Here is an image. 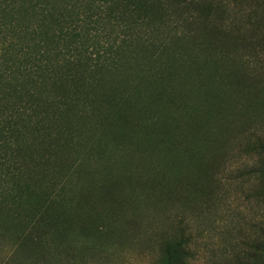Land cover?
Here are the masks:
<instances>
[{
    "label": "trees",
    "instance_id": "16d2710c",
    "mask_svg": "<svg viewBox=\"0 0 264 264\" xmlns=\"http://www.w3.org/2000/svg\"><path fill=\"white\" fill-rule=\"evenodd\" d=\"M261 52L264 8L241 20L215 0H0V264H81L92 227L66 209L86 156L92 177L111 156L171 160L205 203L238 163L264 208ZM189 244L176 226L154 264H190ZM236 264H264V227Z\"/></svg>",
    "mask_w": 264,
    "mask_h": 264
},
{
    "label": "rangeland",
    "instance_id": "374dc122",
    "mask_svg": "<svg viewBox=\"0 0 264 264\" xmlns=\"http://www.w3.org/2000/svg\"><path fill=\"white\" fill-rule=\"evenodd\" d=\"M215 3L241 20L264 8L254 0ZM110 158L111 167L92 177V159L86 156L88 166L80 170L79 182L73 181L67 188L79 203L67 206V215L73 217L81 211L92 227L86 240L77 244L81 264H154L161 239L176 226L190 242V264H236L264 227V208L252 196L256 184L238 179V163L216 172L217 181L208 187L212 201L205 203L175 184L177 170L171 160L158 167L135 155L131 168L127 157ZM54 175L50 178L57 173ZM159 184L166 189L161 191ZM72 233L76 241L79 237L75 230ZM8 248L9 241L0 239V258ZM28 257L27 251L21 252L17 261Z\"/></svg>",
    "mask_w": 264,
    "mask_h": 264
}]
</instances>
